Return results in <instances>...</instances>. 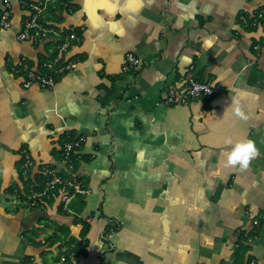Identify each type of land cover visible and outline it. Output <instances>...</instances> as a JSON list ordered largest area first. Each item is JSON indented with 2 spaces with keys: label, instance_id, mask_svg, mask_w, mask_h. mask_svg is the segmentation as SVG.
<instances>
[{
  "label": "crops",
  "instance_id": "1",
  "mask_svg": "<svg viewBox=\"0 0 264 264\" xmlns=\"http://www.w3.org/2000/svg\"><path fill=\"white\" fill-rule=\"evenodd\" d=\"M7 1L0 264H49L59 250L47 247L46 235L64 226L79 239L83 224L85 253L70 264H264V25L240 20L252 22L264 0H50L38 18L42 30L22 42L16 36L32 13L27 5L44 0ZM70 33L78 40L54 64L53 86L25 88L17 61L47 74ZM128 53L137 67L125 68ZM190 68L221 91L164 105ZM75 136L84 143L70 170L60 149L63 137ZM226 138L255 142L246 168L225 166ZM22 156L78 176L86 193L76 223L58 211L60 199L30 206L19 180ZM110 221L118 230L108 242Z\"/></svg>",
  "mask_w": 264,
  "mask_h": 264
},
{
  "label": "built area",
  "instance_id": "2",
  "mask_svg": "<svg viewBox=\"0 0 264 264\" xmlns=\"http://www.w3.org/2000/svg\"><path fill=\"white\" fill-rule=\"evenodd\" d=\"M50 0H44L41 5H33L29 4L27 5L30 9V18L28 21L24 23V27L22 31L16 36L17 41L22 42L26 40H30L32 36L30 35V30H38L41 31L42 28L38 24V18L42 17V14H44L47 10V6ZM10 4L7 1L4 5V9L0 12V29L1 30H8L10 28ZM240 20L244 23L245 19L243 17L240 18ZM261 22L264 25V10H262L256 18H253L251 24L249 26L254 27L256 24ZM34 35V34H33ZM34 36H37V33H35ZM33 36V37H34ZM77 35L75 33H70L68 36L64 38V41L60 44L58 47L56 56L53 60V65L46 66L44 69L48 72L47 74H42L38 70H30L28 69L27 65L23 64V62L17 61V64L15 65V73H25L26 74V81L23 82V86L25 88L29 87L32 83H37L41 86V88H51L54 84L53 82V74H56V71L53 69L54 64L59 63V60L62 58L63 53L67 51L68 48V42H75L77 41ZM258 47H256L257 49ZM124 64L125 68H135L139 65V60L132 54H126L124 58ZM20 70H19V69ZM183 86L178 87L177 91L175 90H167L165 97L163 98L162 102L166 106L170 105H186L190 101H193L195 99L200 98H206L211 99L213 96H215L217 93L221 91L222 86H214L210 82H199L196 77L193 74L192 68H190L188 71L184 73L183 80H182ZM84 143V138L82 136H75L73 138L69 137L64 142L62 149H60L61 155L65 159L66 165L70 170H72V155H75L78 150L81 148V146ZM26 162L24 164V169L22 171V175L24 177V180L27 179L26 177V171L30 166L29 158L26 157ZM44 176H45V183L44 187L36 192L33 191V186L30 188V198H31V205L34 206L38 202V200H42L44 198L48 199L51 192L58 189L60 192V202L63 205V209L66 210L67 205L69 204L73 194H85L86 191L81 187V183L79 181V178L76 177L77 175L74 173H71V177H65L59 176L55 170L42 167ZM68 190H72L71 194H68ZM29 198V199H30ZM248 216V214H247ZM249 217V216H248ZM255 223V222H254ZM113 232L109 233L108 238L111 237ZM67 248H62L61 252H65ZM70 256H73V253L70 254ZM65 261V257L62 255L60 257V261L55 264H62ZM51 264V263H49Z\"/></svg>",
  "mask_w": 264,
  "mask_h": 264
},
{
  "label": "trees",
  "instance_id": "3",
  "mask_svg": "<svg viewBox=\"0 0 264 264\" xmlns=\"http://www.w3.org/2000/svg\"><path fill=\"white\" fill-rule=\"evenodd\" d=\"M62 1H67V0H62ZM245 22H246L247 25H250L251 24V19H246L245 18ZM64 138L65 137H63V141L66 140ZM25 157L22 156V160L23 161H25V159H24ZM41 167L42 166L37 168V171L33 172V173L30 172L31 168H28L27 171H26V177H27L26 180H24L23 175H21V173L19 174V180H20V182L22 183V185L24 187V190H25L24 193L26 195L30 194L31 186H33V189L36 192L40 191L44 187L45 176H44V173H43V170H42ZM23 169H22V171H23ZM67 193L71 194L72 190H68ZM72 197L73 198H71V201L67 205V208H66L65 211H64V209L62 207V204L60 206H58L57 209L62 214L73 215L74 223H76L79 215L82 213V211H83V209L85 207V202H84L83 196L80 195V194H73ZM59 198H60V192L58 193L57 190H55V191L50 193L49 198L47 199V201L45 200L46 198H44V200H45V203L49 204L50 201H53L54 199L59 201ZM117 230H118L117 226L114 227L112 222L110 221L108 226H107V228H106V231L107 232H114V231H117ZM87 231H88V225L83 224L82 228L80 230V233H79L80 234L79 239H74V238H69L68 237L69 233H68V230H67L66 227L58 226L55 229L53 234L46 235L44 243H47V247H51V246L56 244L57 247H58V250H59L57 256L55 258H53V260H51L50 263L55 264V263L59 262L60 261V257L63 255L65 257V261L62 264H70V254L71 253H73V255H76V254H79V253H85V249H86V246H87L86 240H85V236L87 234ZM64 247L67 248V250L65 252H61V249L64 248ZM239 262H242V261H239ZM239 262H238V264H239ZM25 264H36V263H34L33 260L31 258H29L27 263H25Z\"/></svg>",
  "mask_w": 264,
  "mask_h": 264
},
{
  "label": "clouds",
  "instance_id": "4",
  "mask_svg": "<svg viewBox=\"0 0 264 264\" xmlns=\"http://www.w3.org/2000/svg\"><path fill=\"white\" fill-rule=\"evenodd\" d=\"M224 143L231 146L224 152L225 166L239 165L240 168H246L258 152L255 142L250 138L235 142L231 138H226Z\"/></svg>",
  "mask_w": 264,
  "mask_h": 264
},
{
  "label": "rangeland",
  "instance_id": "5",
  "mask_svg": "<svg viewBox=\"0 0 264 264\" xmlns=\"http://www.w3.org/2000/svg\"><path fill=\"white\" fill-rule=\"evenodd\" d=\"M6 3H7V0H6ZM10 4V3H9ZM4 5H5V3L3 4V6H2V8L4 9ZM2 9V10H3ZM23 84V83H22ZM40 86V85H39ZM41 87V86H40ZM60 157H61V160L63 161V162H65V159L63 158V156L61 155V152H60ZM26 162V161H25ZM29 162H30V166H29V168H31V170H30V172L31 173H33V172H36L37 171V166L39 165V164H34V162H32V161H30L29 160ZM24 167V166H23ZM54 170V169H53ZM71 177V176H70ZM76 177H78V176H76ZM64 178V177H63ZM57 192L59 193V191H58V189H57Z\"/></svg>",
  "mask_w": 264,
  "mask_h": 264
},
{
  "label": "bare ground",
  "instance_id": "6",
  "mask_svg": "<svg viewBox=\"0 0 264 264\" xmlns=\"http://www.w3.org/2000/svg\"><path fill=\"white\" fill-rule=\"evenodd\" d=\"M255 18H256V17H255ZM109 233H110V232H105V233H104V235H103V236H104V238H105L107 241H109V240H108V239H109V238H108V236H109Z\"/></svg>",
  "mask_w": 264,
  "mask_h": 264
}]
</instances>
